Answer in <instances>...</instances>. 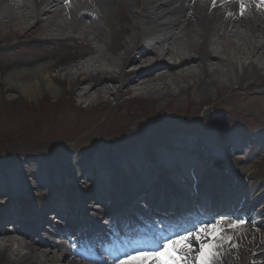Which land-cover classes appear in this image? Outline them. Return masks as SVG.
<instances>
[{"label":"bare ground","instance_id":"6f19581e","mask_svg":"<svg viewBox=\"0 0 264 264\" xmlns=\"http://www.w3.org/2000/svg\"><path fill=\"white\" fill-rule=\"evenodd\" d=\"M242 7L247 8L243 18L239 15ZM259 8L260 0H133L128 5L116 0H0V42L4 43L0 47V97L9 92L30 101L46 95L57 98L61 83L67 82L72 95L80 94L88 101L86 111L109 103L110 97L127 99L122 105H144V100L172 96L192 107L188 112L198 114L213 102L210 88L224 92L264 83V11ZM100 22L109 28L113 47L108 46L110 35ZM116 25L122 26L121 30L114 31ZM11 38L16 39L18 51L5 59L6 49L12 46L5 42ZM86 45L90 47L89 59L83 63H76L80 54L70 60L60 57L73 47L82 53ZM13 65L16 67L8 69ZM120 76L126 83L116 86ZM94 92L97 96L93 99ZM184 93V100L178 98ZM62 107L78 109L66 104ZM40 112L47 116L52 107H40ZM220 119L217 116L214 122ZM169 139H190L199 154L180 157L175 164L163 151L134 153L129 158L132 162L124 167L127 158L82 152L38 173L25 172L21 165L0 166V199L44 189L56 173L64 172L70 183L82 181L83 189L90 184L85 180L87 173L95 175L91 194H80L79 201L63 202L65 210L57 205L33 217L9 214L8 220L18 231L14 238L1 225L0 264H90L84 259L87 252L96 257L97 264H117L119 256L103 260L100 240L109 241L111 233L135 225L137 220L144 226L140 230H149L150 220L136 210L145 208L147 202L160 218L175 216L169 223L178 230L191 227L185 222L191 209L200 211L205 219L228 218L223 226L234 222L233 216L242 215L247 221L239 222L246 224V231L236 241L238 250L227 252L222 264H264V192L242 187V181L237 185L228 170L230 183L223 184L225 191L220 190L216 182L221 172L215 171L212 177L206 174L209 162L219 161L213 146L199 143L192 135ZM260 139L257 143L263 145L264 138ZM218 148L224 159L243 154L231 140L219 142ZM195 157L202 164L199 171L190 169ZM169 164L183 180L180 190L174 178L161 179V173L170 172ZM146 168L149 174L139 173ZM125 169L136 181L124 175ZM240 170L250 172L251 163L244 160ZM109 179L119 185L115 193L104 186ZM95 201L102 204L95 208L99 212L93 209ZM51 214L61 223L49 232L40 226ZM191 215L197 217L196 212ZM71 230L77 237L66 236Z\"/></svg>","mask_w":264,"mask_h":264},{"label":"rangeland","instance_id":"374dc122","mask_svg":"<svg viewBox=\"0 0 264 264\" xmlns=\"http://www.w3.org/2000/svg\"><path fill=\"white\" fill-rule=\"evenodd\" d=\"M116 1L127 5L133 2V0ZM126 12V16L130 18L128 11ZM100 24L103 25L102 22ZM103 27L104 31L110 35L107 40L112 42L108 46L113 47L115 41L109 28L106 25ZM121 28L122 26L116 25L114 31H119ZM15 42L16 39L12 38L10 42H5L12 43V46L6 49L5 59L10 56V52L18 51ZM3 44L0 42V47ZM76 54L82 53L78 52V48L73 47L69 51L65 49L60 53V57L70 60ZM13 67L16 65L8 69ZM119 83L120 85L126 83L123 76L119 77L115 85L119 86ZM116 86H112L113 89H116ZM60 87L61 94L57 98L46 95L32 101L18 93L3 92L0 97V166L19 168L18 166L21 165L25 172H45L51 170L56 162L62 163L66 156L82 152L127 158L128 161L122 166L128 167L132 162L129 158L134 153L163 151L169 158L171 157L172 163H178L180 157L186 155L197 157L199 153L195 150L199 151V149L194 147V142L190 139L173 141L174 139H169L170 136L192 135L199 143L209 142L212 145L217 141L226 143L232 140H226V136H236L238 139L240 137L239 140L242 142L240 147L243 148V154L237 155L238 160H235L236 157L233 159L232 156L223 160V154H221L220 158L223 161L217 164L210 162L206 174L212 177L215 171L221 172L218 174L217 181L218 184L222 183L219 186L222 190H225L223 181L230 183L228 170L234 174L237 185L242 181V187L254 188L259 194L264 192V156L259 155L264 145H257V142L262 140L260 138H264V83L251 86L249 89L224 92L210 88V98L213 102L207 107H202L198 114L188 112V109L192 107L178 102L177 98L172 96L153 98L151 102L144 100V105L141 104L142 102H128L122 105V100L127 101V99L118 100L117 96L110 97L109 103L105 102L86 111L85 108L88 105L86 99L84 100L80 94L72 95L67 82H62ZM3 90L5 91V88ZM191 95L195 98L193 91ZM96 96L94 92L93 99ZM185 97V93L178 96L181 100ZM69 100L72 102L69 103ZM49 104L52 107V113L45 116L40 112V107H47ZM62 104L78 107V109L68 111L62 107ZM24 109L27 113H22ZM217 116L221 119L215 123L214 119ZM220 138L224 139L219 140ZM248 145H251L250 150L247 149ZM38 146L39 149L36 148ZM15 150L18 151L14 152ZM38 150L41 151L36 153ZM196 157L191 161V170H199L202 167ZM242 160L251 163L252 170L249 173H243L240 170ZM145 170L146 172L140 170L139 173L145 175L150 173L148 168ZM123 173L129 176L131 181H136V176L130 174L128 170L125 169ZM168 174L178 178L177 171L174 169ZM92 178L94 179L95 175L87 173L85 180L90 184L86 186L88 189L83 190L82 181L74 183L71 181L70 185V179L64 172L56 173L52 184L49 182L44 189L30 191L25 195L30 215L39 212L34 203L35 195H43L46 202L52 199L68 202L78 199L80 194L89 196L95 187L92 185ZM104 186L114 193L117 191V185H114L112 181H106ZM66 192L72 197L67 198ZM11 213L19 215L18 210L11 207L4 214L5 218L7 219Z\"/></svg>","mask_w":264,"mask_h":264},{"label":"snow or ice","instance_id":"6c2138e0","mask_svg":"<svg viewBox=\"0 0 264 264\" xmlns=\"http://www.w3.org/2000/svg\"><path fill=\"white\" fill-rule=\"evenodd\" d=\"M229 2L242 3L243 0ZM258 10L264 11V0H260ZM239 15L247 16V8L242 7ZM245 231L244 222L234 221L227 227L220 221L201 225L191 232L162 241L155 251L136 252L117 264H222L227 252L238 250L236 241Z\"/></svg>","mask_w":264,"mask_h":264},{"label":"trees","instance_id":"16d2710c","mask_svg":"<svg viewBox=\"0 0 264 264\" xmlns=\"http://www.w3.org/2000/svg\"><path fill=\"white\" fill-rule=\"evenodd\" d=\"M24 110H26V109H24Z\"/></svg>","mask_w":264,"mask_h":264}]
</instances>
